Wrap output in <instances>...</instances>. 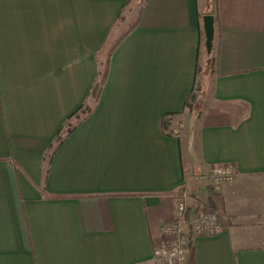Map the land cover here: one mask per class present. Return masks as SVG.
<instances>
[{
    "label": "crops",
    "instance_id": "crops-1",
    "mask_svg": "<svg viewBox=\"0 0 264 264\" xmlns=\"http://www.w3.org/2000/svg\"><path fill=\"white\" fill-rule=\"evenodd\" d=\"M135 4L93 103L98 54ZM203 30L197 0H0V264H156L183 190L224 225L189 233L192 264H264V0H217L197 117ZM228 165L235 181L213 190Z\"/></svg>",
    "mask_w": 264,
    "mask_h": 264
},
{
    "label": "built area",
    "instance_id": "built-area-1",
    "mask_svg": "<svg viewBox=\"0 0 264 264\" xmlns=\"http://www.w3.org/2000/svg\"><path fill=\"white\" fill-rule=\"evenodd\" d=\"M236 176L237 171L233 166L214 168L209 176L210 185L213 190L220 191L224 185L233 183ZM189 199V191L183 190L174 218L162 225L160 241L154 251L156 264H184L187 261L190 232L200 236H211L223 231L221 214L203 204L189 218Z\"/></svg>",
    "mask_w": 264,
    "mask_h": 264
},
{
    "label": "trees",
    "instance_id": "trees-1",
    "mask_svg": "<svg viewBox=\"0 0 264 264\" xmlns=\"http://www.w3.org/2000/svg\"><path fill=\"white\" fill-rule=\"evenodd\" d=\"M197 7L200 11V15L202 19L205 15H212L216 19L217 16V0H197ZM138 23V19L135 21V23L127 30L125 31L116 41L114 44H112L108 49H101V53L106 54V59L101 62V67L99 69V72L97 74V78L95 80V83L92 88L91 92V99L92 102L95 103L98 101L100 94L102 92L103 86L105 85V82L107 80V76L109 73V67H110V59L111 56L116 49L117 45L121 42V40L130 32L132 31ZM204 31V30H203ZM204 50H205V59L203 60L202 64L197 63L196 66V77H195V83L192 89V92L185 102L184 109H188L190 115L200 117L203 112V107L206 104L207 97H208V85L210 78L217 73V52L215 51L214 47H212L211 52L207 51L206 44L204 42ZM199 80H201L199 84ZM197 91V92H196ZM90 112V107L81 106L71 117L77 116L80 117L79 113H81V116L83 114H86ZM178 113H167L163 116L161 120V128L163 132L170 134L173 132L174 126H173V117L177 115ZM79 115V116H78ZM71 127L70 125H67L66 132L69 133V129ZM62 131L61 129L57 135V143L61 144L63 142L62 138ZM199 207L198 203L193 204V208H195V211ZM194 211L192 209H189V215L190 218ZM192 264V263H190Z\"/></svg>",
    "mask_w": 264,
    "mask_h": 264
},
{
    "label": "water",
    "instance_id": "water-1",
    "mask_svg": "<svg viewBox=\"0 0 264 264\" xmlns=\"http://www.w3.org/2000/svg\"><path fill=\"white\" fill-rule=\"evenodd\" d=\"M203 22L206 48L208 52H211L215 36V18L212 15H205Z\"/></svg>",
    "mask_w": 264,
    "mask_h": 264
},
{
    "label": "rangeland",
    "instance_id": "rangeland-1",
    "mask_svg": "<svg viewBox=\"0 0 264 264\" xmlns=\"http://www.w3.org/2000/svg\"><path fill=\"white\" fill-rule=\"evenodd\" d=\"M139 6H140V4H135L134 5V9H135V13H134V17H132L133 19H131V23L130 24H127V25H124L123 26V29H121V30H125L126 28H128L130 25H132V23L134 22V18H135V16H136V14H137V11H138V9H139ZM121 30H119V32H114V36H111V38H109V40H108V42L106 43V45L103 47L104 49H108L112 44H114L115 43V41L118 39L117 37L120 35V33H121ZM116 34V35H115ZM204 42H205V37H204ZM203 52H204V50H203ZM106 54H104V53H99L98 54V59H101L102 61H104L105 60V56ZM199 82V84H200V82H201V80H199L198 81ZM197 92V91H196ZM188 110V109H187ZM174 125V127H175V124H173ZM66 132V128L65 129H63V134ZM191 262H190V260H189V258L187 257V261L184 263V264H190Z\"/></svg>",
    "mask_w": 264,
    "mask_h": 264
}]
</instances>
